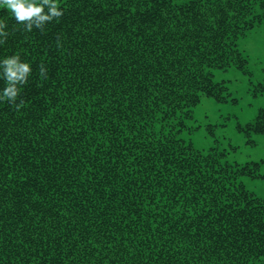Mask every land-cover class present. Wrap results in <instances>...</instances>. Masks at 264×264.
<instances>
[{"label": "trees", "instance_id": "trees-1", "mask_svg": "<svg viewBox=\"0 0 264 264\" xmlns=\"http://www.w3.org/2000/svg\"><path fill=\"white\" fill-rule=\"evenodd\" d=\"M56 3L31 31L0 6V64L31 68L0 100V264H264V198L241 180L259 162L181 135L202 96L230 95L215 69L248 72L264 0ZM237 128L264 134V104Z\"/></svg>", "mask_w": 264, "mask_h": 264}, {"label": "rangeland", "instance_id": "rangeland-1", "mask_svg": "<svg viewBox=\"0 0 264 264\" xmlns=\"http://www.w3.org/2000/svg\"><path fill=\"white\" fill-rule=\"evenodd\" d=\"M0 6L6 5L0 4ZM238 47L247 58L244 72L234 66L215 69L214 79L224 81L230 95L225 101L202 96L186 119L181 135L200 149L215 147L226 152L227 160L240 165L259 162L258 174L241 176L247 190L264 198V134L239 130L253 120L264 95L254 94V86L264 77V26L256 25L238 40Z\"/></svg>", "mask_w": 264, "mask_h": 264}, {"label": "clouds", "instance_id": "clouds-1", "mask_svg": "<svg viewBox=\"0 0 264 264\" xmlns=\"http://www.w3.org/2000/svg\"><path fill=\"white\" fill-rule=\"evenodd\" d=\"M0 4L7 6L17 23L25 25V31H31L33 26L43 29L46 22H51L54 18L63 15L56 0H0ZM5 27L6 24L0 22V36H7V33L3 31ZM0 43L3 41L0 40ZM0 67L3 69V77L7 82L0 100L7 99L8 102L15 103L19 95L17 85L27 83L31 68L27 63L21 62L19 56L4 59ZM40 73L46 78V70L43 66L40 67ZM23 103L21 100L16 105L17 109L22 107Z\"/></svg>", "mask_w": 264, "mask_h": 264}]
</instances>
